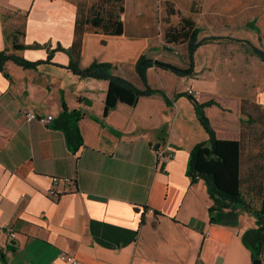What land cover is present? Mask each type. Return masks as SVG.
Masks as SVG:
<instances>
[{"label":"crops","instance_id":"1","mask_svg":"<svg viewBox=\"0 0 264 264\" xmlns=\"http://www.w3.org/2000/svg\"><path fill=\"white\" fill-rule=\"evenodd\" d=\"M78 6L75 0H0V52L38 62L58 46L70 48ZM123 9L121 35L87 28L79 67L94 61L114 64L117 76L142 89L134 70L141 54L188 66L187 43L165 39L179 21L193 22L198 41L220 39L196 49L191 76L146 70L148 86L162 90L169 104L159 94L136 96L114 82L72 74L64 68L69 64L64 51L34 69L3 64L0 264H67L62 255L76 264H251L241 235L255 227L254 218L239 211L232 225L209 222L212 201L203 180L191 183L186 174L190 150L207 136L190 100L174 97L189 87L197 103L213 102L204 112L223 160H210L204 147L196 168L212 174L224 192L237 194L240 102L251 100L264 115V91L254 89L249 71L229 69L246 66L243 56L230 54L242 43L252 44L251 38L243 39L249 31L264 38L258 24L264 19V0H124ZM14 43L40 47L13 50ZM224 78L229 82L224 84ZM62 102L82 113L83 146L76 152L52 122L27 121L22 114L54 120ZM166 145L173 159L161 162L156 151ZM51 189L56 199L49 197ZM253 201L258 207L259 201Z\"/></svg>","mask_w":264,"mask_h":264},{"label":"trees","instance_id":"2","mask_svg":"<svg viewBox=\"0 0 264 264\" xmlns=\"http://www.w3.org/2000/svg\"><path fill=\"white\" fill-rule=\"evenodd\" d=\"M124 0H96L94 4L88 7L79 4L78 16L75 20L74 40L70 48L62 49L58 46L48 52V57L44 61H28L13 54H6L5 50L0 52V70L3 64L8 61L14 62L22 69H34L39 65L51 63L52 55L57 51H64L69 56V64L64 66L72 74L84 79H100L114 82L117 86L130 90L136 96H152L159 94L163 96L166 103H170L163 91L148 86L146 70L149 68H158L173 73L180 77L191 76L193 74V53L203 44L210 41H217L220 38L209 37L197 40L199 30L190 20L179 21L178 25L170 28L166 33L165 39L169 42L187 43L188 66L180 68V66L166 63L162 60L149 58L147 54H141L137 59L134 70L143 82V88L139 89L132 85V82L117 76L115 74V65L111 63H100L94 61L86 68L79 67L80 50L82 43V35L87 28L100 30L107 35H121L123 26L120 21ZM245 42V41H244ZM247 44L252 56L264 62V50L248 42ZM37 47L23 46L18 43L13 44V50H22L25 48ZM56 66V65H55ZM185 96L194 107L196 119L205 131L206 140L196 144L189 152L188 165L186 174L191 178V183L203 180L207 189L209 199L212 205L208 209V218L211 224L232 225L236 222L237 214L240 212L248 213L254 218L255 227L245 230L241 235L244 247L250 252L252 260L260 259L264 262V165H263V127L264 115L258 105L248 104L247 101L240 102V175H239V192L230 194L224 192L216 185V180L212 174L208 172H199L196 168L198 162V153L200 149L209 148V159L222 161L216 150L215 131L210 126L209 120L205 115L204 108L213 105V102L197 103L192 96L176 94L174 99ZM254 110L255 115L248 110ZM81 112L78 110H69L67 105L61 103V112L57 118L52 121V128L63 133L66 146L69 150L76 152L83 146L82 137L79 132L78 122L81 118ZM257 150L251 154V151ZM246 151V152H245ZM254 199L259 201L256 207ZM3 253L0 250V262L3 261Z\"/></svg>","mask_w":264,"mask_h":264},{"label":"rangeland","instance_id":"3","mask_svg":"<svg viewBox=\"0 0 264 264\" xmlns=\"http://www.w3.org/2000/svg\"><path fill=\"white\" fill-rule=\"evenodd\" d=\"M75 1H77V3L80 4L81 6L86 7V9H88L90 4H94L96 2V0H75ZM258 20H259V18H258ZM263 20L264 19H262V21L260 20V22L258 21L259 30L261 31V33H264V26L261 25ZM247 33H249L251 35H246V37H243V39L244 38L245 39L251 38L250 42L252 44H254L256 46H260V48L264 50V38L261 39L258 36L254 37L255 32H253V31H249ZM241 46L238 49L234 50V52H231L230 57L235 56L236 58H241V56H243L244 63L246 64V66L238 65L234 68H229V69H233L234 71H240L241 74H244V75H245L244 72L246 70L249 71V73H248L249 75L247 74V76H249V80L251 82L253 80H255V82H256V87L254 89L259 90V91H264V64L260 63V61L254 60L252 57L249 56V54L246 52L245 44L242 43ZM250 61H252V62H250ZM239 80H240V78H239ZM222 81L224 82V84L229 82L228 78H224V79H222ZM233 82L236 83L235 80H233ZM238 83L240 84V81H238ZM247 102H248V104H253V102L251 100H249V101L247 100ZM248 111L250 113H252L253 115H255L254 110L249 109ZM263 130H264V127H263Z\"/></svg>","mask_w":264,"mask_h":264},{"label":"built area","instance_id":"4","mask_svg":"<svg viewBox=\"0 0 264 264\" xmlns=\"http://www.w3.org/2000/svg\"><path fill=\"white\" fill-rule=\"evenodd\" d=\"M184 92L186 93V95L192 96L194 98L197 96V93L195 92V90L189 87H186L184 89ZM22 114L27 121H35L43 125H46L48 122L53 121V117H51V115L40 116V115H35V113L28 112V111H23ZM156 154H157V158L161 162H168L173 159V149L170 145H166L164 148H161L159 150L157 149ZM55 184H57V179H53V185ZM48 194H49V197L52 199H56L57 197L56 191L54 189H51V191H49ZM6 230L8 232V236L10 238H13L14 233L12 232V230L9 227H6ZM60 258L67 264H76V260L70 255H64V256L62 255V257Z\"/></svg>","mask_w":264,"mask_h":264},{"label":"water","instance_id":"5","mask_svg":"<svg viewBox=\"0 0 264 264\" xmlns=\"http://www.w3.org/2000/svg\"><path fill=\"white\" fill-rule=\"evenodd\" d=\"M263 262L260 259L253 260L251 264H262Z\"/></svg>","mask_w":264,"mask_h":264}]
</instances>
